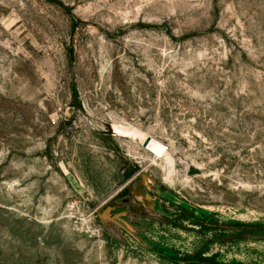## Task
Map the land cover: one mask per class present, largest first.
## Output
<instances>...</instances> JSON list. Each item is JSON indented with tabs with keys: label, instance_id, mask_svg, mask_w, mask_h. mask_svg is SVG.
Masks as SVG:
<instances>
[{
	"label": "rangeland",
	"instance_id": "rangeland-1",
	"mask_svg": "<svg viewBox=\"0 0 264 264\" xmlns=\"http://www.w3.org/2000/svg\"><path fill=\"white\" fill-rule=\"evenodd\" d=\"M198 252L264 264V0H0V264Z\"/></svg>",
	"mask_w": 264,
	"mask_h": 264
},
{
	"label": "bare ground",
	"instance_id": "bare-ground-1",
	"mask_svg": "<svg viewBox=\"0 0 264 264\" xmlns=\"http://www.w3.org/2000/svg\"><path fill=\"white\" fill-rule=\"evenodd\" d=\"M110 129L115 135H120L122 137H138L140 142H144L147 140L149 147L155 152L157 157H161L164 160V176L165 180L169 183H174L175 178V170H174V162L170 156V152L164 147L163 143L155 138L151 137L148 133L141 131L137 127H132L129 125L123 124H112ZM158 157V158H159Z\"/></svg>",
	"mask_w": 264,
	"mask_h": 264
},
{
	"label": "trees",
	"instance_id": "trees-1",
	"mask_svg": "<svg viewBox=\"0 0 264 264\" xmlns=\"http://www.w3.org/2000/svg\"><path fill=\"white\" fill-rule=\"evenodd\" d=\"M183 260H187L188 262H193V260H195V262L203 264V263H210V264H219L215 261L214 257H205L202 255L201 252H198L196 254H194L193 256H189L186 255L182 258ZM175 260V259H173Z\"/></svg>",
	"mask_w": 264,
	"mask_h": 264
},
{
	"label": "water",
	"instance_id": "water-1",
	"mask_svg": "<svg viewBox=\"0 0 264 264\" xmlns=\"http://www.w3.org/2000/svg\"><path fill=\"white\" fill-rule=\"evenodd\" d=\"M146 143H147V140L143 142L144 145H146Z\"/></svg>",
	"mask_w": 264,
	"mask_h": 264
}]
</instances>
